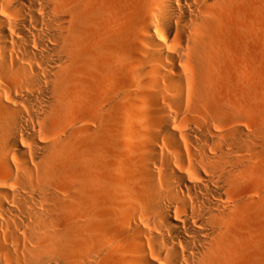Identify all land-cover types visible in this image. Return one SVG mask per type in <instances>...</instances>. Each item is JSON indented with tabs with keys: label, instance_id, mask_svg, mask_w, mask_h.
Listing matches in <instances>:
<instances>
[{
	"label": "bare ground",
	"instance_id": "6f19581e",
	"mask_svg": "<svg viewBox=\"0 0 264 264\" xmlns=\"http://www.w3.org/2000/svg\"><path fill=\"white\" fill-rule=\"evenodd\" d=\"M0 264H264V0H0Z\"/></svg>",
	"mask_w": 264,
	"mask_h": 264
},
{
	"label": "rangeland",
	"instance_id": "374dc122",
	"mask_svg": "<svg viewBox=\"0 0 264 264\" xmlns=\"http://www.w3.org/2000/svg\"><path fill=\"white\" fill-rule=\"evenodd\" d=\"M251 9H253V10H252V11L250 10L251 12H250V11L248 12V16L251 18V16L253 15V16H252V18H253V17L255 16V10H254L253 7H252ZM236 24H237V23H236ZM233 26H236V27H235V28H234V27L231 28V29H230V32H229V35H228V36H231V39H232V38L235 39V38H237V36H238V35H237V34H238V33H237V31H238V30H237V27H238V26L235 25V24H234ZM231 27H232V26H231ZM235 32H236L237 34H236ZM234 34H236L235 37H234ZM238 37H239V36H238ZM234 39H233V40H234ZM244 60H245V59H244Z\"/></svg>",
	"mask_w": 264,
	"mask_h": 264
}]
</instances>
